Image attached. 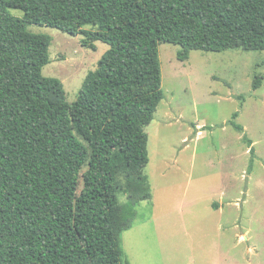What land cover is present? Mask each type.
I'll return each mask as SVG.
<instances>
[{"label": "trees", "instance_id": "trees-1", "mask_svg": "<svg viewBox=\"0 0 264 264\" xmlns=\"http://www.w3.org/2000/svg\"><path fill=\"white\" fill-rule=\"evenodd\" d=\"M30 24L109 45L75 101L42 74L50 37ZM161 42L180 60L264 50V0H0V264H120L119 234L151 198L144 127L163 97Z\"/></svg>", "mask_w": 264, "mask_h": 264}, {"label": "rangeland", "instance_id": "rangeland-1", "mask_svg": "<svg viewBox=\"0 0 264 264\" xmlns=\"http://www.w3.org/2000/svg\"><path fill=\"white\" fill-rule=\"evenodd\" d=\"M27 29L50 37L41 72L75 101L109 45L98 40L93 49L83 35L46 25ZM179 49L158 44L163 97L144 127L151 198L135 206L132 226L119 234L120 264H264V50L191 49L180 60ZM125 196L119 193L121 202Z\"/></svg>", "mask_w": 264, "mask_h": 264}, {"label": "crops", "instance_id": "crops-1", "mask_svg": "<svg viewBox=\"0 0 264 264\" xmlns=\"http://www.w3.org/2000/svg\"><path fill=\"white\" fill-rule=\"evenodd\" d=\"M201 132V131H200ZM242 236V235H241Z\"/></svg>", "mask_w": 264, "mask_h": 264}]
</instances>
